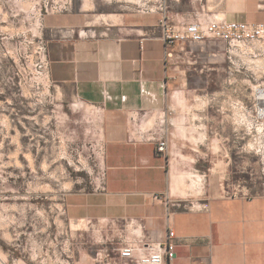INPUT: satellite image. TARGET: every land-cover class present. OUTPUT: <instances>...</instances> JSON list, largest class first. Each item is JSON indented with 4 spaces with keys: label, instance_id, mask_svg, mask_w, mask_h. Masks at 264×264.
<instances>
[{
    "label": "crops",
    "instance_id": "obj_1",
    "mask_svg": "<svg viewBox=\"0 0 264 264\" xmlns=\"http://www.w3.org/2000/svg\"><path fill=\"white\" fill-rule=\"evenodd\" d=\"M143 1L79 0L78 9L41 20L50 81L104 112L101 184L70 191L64 205L69 220L98 222L117 244L109 256L102 246L73 263L136 264L120 257L119 248L132 243L137 256L149 251L144 243H163L170 210L175 254L160 264H264V194L227 197L219 177L234 156L250 154L245 119H195L196 129L211 120L214 131L189 137L194 146L179 132L184 119H165L167 128L151 130L158 139L167 129L166 154L129 130L131 121L143 120L135 118L169 102L176 107L183 92L166 56V29L194 21L264 22V0H147L151 5L142 7Z\"/></svg>",
    "mask_w": 264,
    "mask_h": 264
},
{
    "label": "rangeland",
    "instance_id": "obj_2",
    "mask_svg": "<svg viewBox=\"0 0 264 264\" xmlns=\"http://www.w3.org/2000/svg\"><path fill=\"white\" fill-rule=\"evenodd\" d=\"M78 1L0 0V264H74L102 246L109 256L117 244L111 229L65 212L70 191L101 184L104 112L50 81L41 20L78 9ZM170 51L173 81L183 85L178 104L135 118L143 120L131 121L130 133L149 137L158 119L180 116L179 132L194 146L189 137L214 131L211 120L196 129L195 119H245L250 154L234 156L224 178L219 173L223 194H264V41L208 40Z\"/></svg>",
    "mask_w": 264,
    "mask_h": 264
},
{
    "label": "built area",
    "instance_id": "obj_3",
    "mask_svg": "<svg viewBox=\"0 0 264 264\" xmlns=\"http://www.w3.org/2000/svg\"><path fill=\"white\" fill-rule=\"evenodd\" d=\"M164 4V3H163ZM162 10L165 6L162 5ZM166 17L161 22L165 21ZM166 46L170 48L175 45H185L202 43L208 40L218 41L229 47H239L245 44H250L257 41H264V22H236L225 20H213L208 23L194 21L184 25L181 28L171 27L164 31L163 36ZM171 51H166V56H171ZM162 113H169L166 107ZM161 120L160 126L168 127L169 123L165 119ZM163 123V124H162ZM163 129V134L160 138H156L155 133L150 132L149 138L156 142L157 150L160 153L166 154L168 149L167 129ZM227 197H247L248 192H232L224 193ZM167 229L166 238L163 243L155 242L144 243L145 247L149 248L148 252L140 253L137 256L134 254V244L129 243L119 248V256L124 259H135L136 264H160L163 256L168 260L174 258V230L170 223V210L166 216Z\"/></svg>",
    "mask_w": 264,
    "mask_h": 264
}]
</instances>
